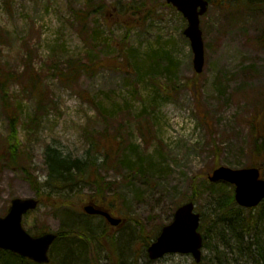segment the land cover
I'll return each mask as SVG.
<instances>
[{
	"label": "rangeland",
	"instance_id": "rangeland-1",
	"mask_svg": "<svg viewBox=\"0 0 264 264\" xmlns=\"http://www.w3.org/2000/svg\"><path fill=\"white\" fill-rule=\"evenodd\" d=\"M89 3L103 4L104 15L90 12L84 26L74 13L87 11ZM0 25V65L22 75L9 97L23 108L21 154L41 182L48 175L47 146L83 156L88 133L118 135L123 145L115 153L116 166L103 173L109 186L104 206L122 218L120 226L84 211L96 194L86 184L55 192L53 199L45 194L46 203L24 216L27 230L58 232L63 217L48 204L68 203L76 209L78 225L94 229L87 253L80 246L88 247L89 240L59 239L50 251L52 263H61L69 243L76 256L71 264H210L214 254L208 247L196 263L192 255L180 253L150 259L145 245L170 223L181 203L196 195V185V207L208 227L214 190L219 189L208 175L219 165L252 164L250 120L264 103V2L210 0L200 24L205 46L201 73L195 70L191 40L184 33L188 20L166 0H0ZM124 47L135 51L140 70L129 63L125 71L109 66L120 64ZM155 55L160 59L157 69L151 68L156 67ZM89 59L103 60V65L84 69L73 84L56 72V67L67 68L69 60L89 65ZM166 66L173 72L164 70ZM31 77L43 81L45 93L35 123L28 122L37 108ZM91 98L107 114L115 110L114 117L100 120ZM0 132L9 134L1 99ZM47 188L42 190L48 193ZM33 196L36 192L23 174L0 162V215L9 211L13 198ZM106 224L105 241L95 238ZM237 258L236 264H252Z\"/></svg>",
	"mask_w": 264,
	"mask_h": 264
},
{
	"label": "trees",
	"instance_id": "trees-1",
	"mask_svg": "<svg viewBox=\"0 0 264 264\" xmlns=\"http://www.w3.org/2000/svg\"><path fill=\"white\" fill-rule=\"evenodd\" d=\"M261 1L264 2V0ZM103 7V4L91 5L89 3L87 11L81 10L79 11L81 13H74V15L85 26L90 12L104 15ZM97 32L98 31H96V33ZM2 35L3 29L0 25V38ZM95 35L92 37L94 40ZM134 54V50L124 47L120 52L119 58H117H122L120 64L114 66L109 64V66L118 70L124 69L125 71V64L129 63L131 68L140 70L139 62H137ZM152 59L156 67H154L155 65H151V68H159L160 59H158V55H155ZM89 60L91 61L89 65L81 61L77 63L73 60H69L67 68L58 69V67H56V72H59L58 76L64 77L66 80L65 82L73 84L84 69L88 71L89 69L91 70L94 67L103 65V60L101 63H98V61L95 63V61ZM165 69L168 72H173L169 66H166L164 70ZM148 71L149 70H146L144 75H146ZM21 77L22 75L6 71L0 65V99L4 102V110L9 125L8 135L4 136L0 132V162L6 167L12 168L16 172H21L23 174L35 190L40 204L46 203L44 199L45 194L53 199V193L55 192L66 191L68 189L71 190L78 185L86 184L93 186L96 190V194L93 195V201L96 204L104 206V204H106V198L103 196V193L109 189V186L108 183H106L103 173L108 172L111 168L116 166L115 153L117 151L120 152V148L123 146L118 140V135H114L111 138L106 133L100 134V136L88 133L86 137L89 141V148H87L83 156L79 155L73 157L63 154L57 147L51 145L47 146L45 149V162L48 168V175L47 180L41 182L32 171V166L30 165L31 168L28 166L27 160L21 154L22 141L18 127L23 112L22 105L10 101L9 98L13 83L20 81L19 78ZM29 82L32 85L31 92L37 100V108L28 122L35 123L38 120V113H41L44 106L45 93L42 90V80L31 77ZM91 102L95 105L100 120L107 121L111 117H114L115 110L107 114L108 111L102 107L101 103L94 101L93 98H91ZM258 110L259 111L252 114V119L250 120V124H252L250 147L251 153L254 154L251 166H259L261 169H264V103L260 104ZM114 141H116L117 144ZM111 162L112 165L110 167L109 164ZM122 163L123 162L118 159L117 164L122 166ZM125 163L130 165L131 161L125 159ZM211 185L219 188L218 190H214L215 193L212 201V210L214 213L211 214L212 223L207 227L206 216L202 214V224L200 226V230L204 235V247L212 249L214 254L210 264H236L234 255H238V258L240 257L252 264H264V201L258 207L245 208L236 202L234 187L232 185L225 182L211 183ZM43 188L49 189V192H44L42 190ZM195 189V196H198L197 194H199V192L197 185ZM195 196H192L189 200L197 202L198 198ZM48 205L54 207L63 217V226L58 231L59 236L55 243L59 241V239L65 238L89 240L87 241L88 247L84 244L80 246L81 251L85 250L84 252L87 253L90 249L89 242L91 238H93L91 233H94V229H92V227L78 225L76 218L73 216V212L76 211V209L68 203H60L57 206L53 204ZM107 228L110 229L106 224L103 232L99 235L96 232L94 237L97 238L98 236L99 239H103L105 235L108 234ZM28 231L38 235L43 232V229L30 227ZM142 232L144 233L143 229ZM158 233L159 230L152 238H155ZM103 240L105 241V239ZM55 243L52 245L50 251H54ZM66 244L68 247L64 246V255L60 264H67L69 262L71 264V262H75L76 259L74 255L75 250L69 243ZM113 245L116 253L117 247L115 244ZM149 245L148 242L145 246L148 247ZM84 252L81 255L85 254ZM77 262L81 264L79 261ZM50 263L53 264L52 261ZM0 264L38 263L11 251L0 249Z\"/></svg>",
	"mask_w": 264,
	"mask_h": 264
},
{
	"label": "water",
	"instance_id": "water-1",
	"mask_svg": "<svg viewBox=\"0 0 264 264\" xmlns=\"http://www.w3.org/2000/svg\"><path fill=\"white\" fill-rule=\"evenodd\" d=\"M181 11L188 20L184 33L190 38L194 52V67L201 73L205 64V46L200 17L208 10V0H166ZM212 182L227 181L235 185V199L243 207H256L264 200V178L261 169L256 166L231 168L224 165L216 167L209 174ZM36 197H16L12 199L10 209L0 215V249L9 250L40 264L51 261L49 250L57 238V233L48 231L41 235L30 234L23 226V216L38 207ZM195 203L188 201L180 205L173 220L163 226L160 234L148 247L150 259H160L166 254H191L197 262L202 258L203 235L199 231L201 214L195 210ZM88 214H101L112 225H119L121 218L109 211L89 203L84 206Z\"/></svg>",
	"mask_w": 264,
	"mask_h": 264
}]
</instances>
